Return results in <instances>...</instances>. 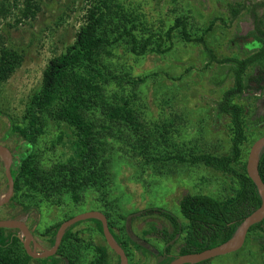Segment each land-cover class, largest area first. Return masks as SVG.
Listing matches in <instances>:
<instances>
[{"label":"rangeland","instance_id":"374dc122","mask_svg":"<svg viewBox=\"0 0 264 264\" xmlns=\"http://www.w3.org/2000/svg\"><path fill=\"white\" fill-rule=\"evenodd\" d=\"M243 1L106 0L101 32L106 41L94 51L91 62L84 59L73 65L53 104L37 110L39 125L26 150L35 176L19 179L13 205L0 206V221H24L35 241L50 249L64 220L100 211L123 243L128 264H160V256L137 250L128 235L162 251L163 241L155 231L171 230L170 222L148 215L125 230V215L161 207L186 222L178 210V200L185 193H206L224 201L238 188L232 176L176 157L221 155L229 150L231 119L217 112L216 104L233 87L234 63L223 60L244 59L259 49L249 34L252 24L246 10L235 14L228 9V4ZM93 2L0 0L5 10L0 15V144L11 153L17 151L18 143L10 123L24 124L26 107L41 88L43 70L51 58L73 44ZM180 21L190 40L184 38ZM129 34L136 40L133 49ZM260 66L246 68L244 89L232 97L243 108L245 133L242 155L233 165L237 169L246 165L254 140L264 135V83L248 79ZM78 92L73 105L90 127L93 146L85 161L75 154L73 127L55 114L61 100ZM5 162L6 156L0 153V197L7 191ZM23 205L31 209L23 212ZM182 224L172 247L175 257L182 255L179 251L185 241L187 226ZM4 228L5 234L11 232L16 239L0 257L20 264L27 253L25 234L19 227ZM69 232L56 252L61 256L57 264H89L96 258L97 245L107 248L109 264H120L93 219L79 221ZM260 235H264V221L247 233L238 250L211 258L207 264H264V249L255 239ZM28 247L32 252L33 244ZM36 252L42 250L36 248Z\"/></svg>","mask_w":264,"mask_h":264},{"label":"trees","instance_id":"16d2710c","mask_svg":"<svg viewBox=\"0 0 264 264\" xmlns=\"http://www.w3.org/2000/svg\"><path fill=\"white\" fill-rule=\"evenodd\" d=\"M106 6V0H94L92 7L87 12V22L84 26L80 27L76 33L73 44L66 47L65 51L60 55L51 58L43 70L41 88L32 95L26 107L24 124L20 126L12 122L10 123L9 130L11 134L15 136L14 140L18 143L17 151L12 153V163L10 166V172L14 182L13 192L18 189L19 179L22 176H35V168L30 166L28 159L29 154L26 150H30L32 140L34 139L35 132L37 131L36 129L39 125L37 110L43 106L52 105L54 97L63 86V82L72 75H69V71L73 68V65L84 59L91 62L93 60L92 56L95 54L94 51L105 43L106 40L102 38L101 32L103 28L102 16ZM27 7L28 4L26 2L24 8L26 12L28 11ZM228 9L231 11L233 10L235 14L243 9L246 10L253 24V30L249 34L260 43L259 49L244 59L228 58L223 60L234 63L233 87L226 90L222 98L216 104L217 112L228 114L231 119L233 136L229 150L227 153L221 155L202 153L194 155L189 159L181 156H177L176 158L181 162H199L206 167L228 174L237 181L238 188L233 196L228 197L224 201H219L206 193H185L178 200V210L180 216L183 217L186 222H182L177 215L161 207H147L129 212L125 215L123 217L125 230L134 220L148 215H159L170 222L171 230L164 227L155 231V234L163 241L162 251H157L154 247L146 243L145 240L140 239L137 241L128 235L129 242L137 250H140L142 253L160 256V264H167L176 258L172 253V247L183 231L182 223L186 224L187 227L185 230V241L180 248L179 254L200 252L230 239L243 219L258 208L261 203L258 190L253 181L247 176L245 166L241 169H237L233 166L239 161L242 155L241 146L245 139V133L242 121L243 108L240 104L232 102V97L244 89L243 76L249 65L255 63L263 65L262 67L260 66V72H262V74L257 76L251 75L248 78L249 80L253 79L258 82L264 78V0H245L241 4H228ZM4 12L5 10L2 4L0 5V15ZM178 24L182 25V34L184 38L190 40L185 31L184 23L180 21ZM122 35L123 33L119 34V37ZM129 35L132 40L133 49L136 40L132 34ZM148 42L149 40L147 39L145 44ZM142 49L141 47L140 51ZM209 54L211 60L216 61L212 53L210 52ZM78 94L79 92L77 94L72 93L70 96L67 95L66 100H61L60 106L56 109L55 114L58 118L73 127L76 137L73 143L75 146V154L79 158L78 160L85 161L90 151L93 150V146L90 145V127L83 115L79 112L77 106L73 105L74 102L77 101ZM115 113H117V111H115ZM258 172L264 182V151L260 154ZM5 205H13L12 197ZM30 209L31 207L28 205H23L21 207L23 212L29 211ZM93 220L96 221L99 230L102 231L100 220L96 218H93ZM263 221L264 219L261 222L251 225L248 233L254 231ZM78 223L79 222L71 224L65 230L62 240L69 235L70 229ZM5 231L6 228L0 227V253L16 239L11 232L5 234ZM110 232L114 240L123 248V243L118 239L117 235L114 234L111 229ZM255 239L260 247L264 249V235L256 236ZM96 252V258L89 264H109V254L105 246L97 245ZM60 257V254L55 253L44 259H33L29 254L25 253L20 264H28L30 260L34 261L33 264H47L45 263L46 260L50 261L48 264H57L61 260ZM208 261L209 259H206L192 264H207ZM0 264L9 263L0 257Z\"/></svg>","mask_w":264,"mask_h":264},{"label":"water","instance_id":"95a60500","mask_svg":"<svg viewBox=\"0 0 264 264\" xmlns=\"http://www.w3.org/2000/svg\"><path fill=\"white\" fill-rule=\"evenodd\" d=\"M263 151H264V135L258 137L251 144L245 165L246 174L253 181L260 195L261 198L260 206L243 219V221L237 228L236 232L227 241L218 244L212 248H207L205 250H202L200 252H192V253L179 255L178 257H176L174 260H172L167 264H185V263L192 264L202 260L211 259L216 256H220L236 251L243 245L250 226L258 222H261L264 219V182L262 181L258 172V162H259L260 154ZM0 153H3L6 156V162L4 164V174L7 180V191L5 194L1 195L0 197V206H2L12 197L14 190V182L10 172V166L12 163V153L6 146L2 144H0ZM93 218L100 220L102 233L105 238L106 244L111 250H113L117 254V256L119 257L120 264H128V258L124 249L120 246V244H118L114 240L108 226L107 218L100 211H96V210L85 211L64 220L57 228L54 244L50 249L41 247L35 241L33 233L27 227L25 222L22 220H18V219L1 220L0 227L15 226L21 228V230L25 234L24 246L27 254H29L31 257H48L57 252L58 247L63 238L64 232L71 224H74L81 220L93 219ZM30 242L33 243L32 252L29 251V247H28ZM36 248H39L40 250H42V252L37 253ZM146 264H151V263H146Z\"/></svg>","mask_w":264,"mask_h":264},{"label":"flooded vegetation","instance_id":"af4514ba","mask_svg":"<svg viewBox=\"0 0 264 264\" xmlns=\"http://www.w3.org/2000/svg\"><path fill=\"white\" fill-rule=\"evenodd\" d=\"M262 10V9H261ZM251 19V18H250ZM251 24H252V19H251ZM252 30H253V24H252ZM251 30V31H252ZM251 38L255 41V39L251 36ZM258 44H259V47H260V43L258 42ZM258 71V70H257ZM259 74H262V72H260V71H258V72H256V74H253L254 76H257V75H259ZM264 76V75H263ZM254 82V81H253ZM256 82V81H255ZM260 83H264V78L262 79V80H260V81H258L257 82V84H260ZM26 224V223H25ZM28 228H29V226H27ZM30 229V228H29ZM31 230V229H30ZM32 232V231H31ZM33 233V232H32ZM29 244H33L32 242H30Z\"/></svg>","mask_w":264,"mask_h":264}]
</instances>
